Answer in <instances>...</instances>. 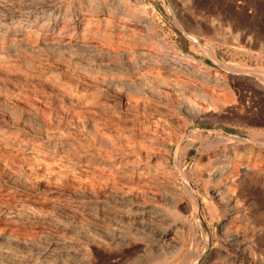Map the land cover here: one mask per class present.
I'll return each mask as SVG.
<instances>
[{
  "label": "rangeland",
  "instance_id": "obj_1",
  "mask_svg": "<svg viewBox=\"0 0 264 264\" xmlns=\"http://www.w3.org/2000/svg\"><path fill=\"white\" fill-rule=\"evenodd\" d=\"M26 1L28 2L25 3ZM41 1L44 2L45 0H12L8 3V6L19 9L23 6H35ZM90 1L92 7L89 11L91 13L82 10L83 12L80 14H83L84 17L92 20L91 22L94 25L93 28L96 34H94L93 37L91 36L92 39L90 38V41L94 46L92 53H88L85 50H79L75 56L78 59H75L70 56L67 57L66 55H57L51 49L44 47L39 48L35 52H30V50L26 49V46H24L23 43L22 45H19L20 48L22 47V50L18 47L15 53L11 52V54L7 51L1 53L4 57L1 56L2 58L0 61H2L0 63V68H3L2 70L4 71H10L11 77L7 79V76H0V98H2V103L0 105V115L2 116H0V134L4 133V136L8 140L10 139L9 141L12 140L13 142L18 138L16 140L17 142H15L17 144H19L24 137H29V145L34 146L33 148L35 151L32 150L29 152L28 150L27 152V150L23 151L20 149L22 152H19L17 156L13 157L15 161L12 159L8 161L0 157V194L5 196L8 192L12 191L13 187L10 183L9 177L10 175L16 174L26 178L32 194L34 196L37 195L36 198H44V203L41 204L43 210L37 208L30 201L25 202V206H30L27 207L32 209V213L36 218L33 225L30 226L31 234L27 238L34 242V245L42 246L46 244V242L54 236V233L55 235L58 234L60 231L59 226L63 227L68 222L77 221L80 217H86V215L82 213L84 204L85 207L93 206L91 207L93 213H97L96 207L98 204L106 203L112 212H116L117 209L128 211V209H131L132 207L129 208V206L124 203L122 205L124 206L123 209L118 208V204L113 201V193L115 194V192H118L119 195H125L126 199L133 198V201L145 200L146 202L161 208V210L169 216L172 223H175L176 239L174 247L172 246L165 251L164 248H161L158 252L151 251L144 246L143 240L146 237L145 234H139L140 236L134 235V237H132L134 240L131 238L124 243V245L119 247H107L106 245H101L102 247H93L94 259L91 264H230L233 254L229 249V238L235 233H238V235L243 233L244 238H246L251 245L246 251L244 259L249 261V264H264V230H262L264 228V148L261 149V154H259L262 157L259 155L255 157L250 154L248 150H243L247 145L252 149H255L256 142L264 143V0H130L132 1L131 3L129 0H112L111 2L115 5L123 7L124 13L129 19V21L126 22L128 25H126L129 26L130 31L133 29L132 32L118 27L121 23L117 21V17L114 15L113 7H115V5H110L112 7L109 8L111 11H109L108 14L102 15L101 12L104 10L102 1L104 0ZM45 2H48L50 6L46 8L45 13L43 14L44 16L42 15L39 17V20L46 24L42 29L39 25L32 27L24 23L21 24V31H26L27 34L30 33L29 31L32 32L27 35L29 41L32 39V41L39 40L41 39V36L42 38L47 37L48 39L57 37L61 38L63 35L59 33V26L57 27L55 19L50 16L49 13L64 9L71 10L75 4L78 8L84 9L87 6L86 4H88L86 0H46ZM3 11V9H0V17L2 18H0V30H7ZM27 15L31 16V14ZM43 17H45L47 21H44L46 19ZM2 22L4 23L1 24ZM115 32L116 34H114ZM68 37L66 36L64 39L67 40ZM140 37L142 40L139 39ZM72 38L75 39L76 36L73 35ZM143 52L149 54L150 57L145 58L141 54ZM4 53H6V55H4ZM115 54H117V56ZM80 55L83 56L81 57ZM30 56L32 58H30ZM149 58L151 59V62L153 61L152 63L147 60ZM35 59H37L41 65L37 64L38 61ZM84 59L87 61L85 62ZM161 59L182 62L189 60L195 62L190 63V73L188 71L170 72L158 63ZM4 61L6 64L8 61H12L13 66L9 64L4 65ZM15 62L16 65L14 66ZM139 62L141 64H138ZM95 63L98 66H96ZM108 63L112 67L109 66ZM83 64L85 66H83ZM239 65L245 68L246 71H237ZM195 69H197V71ZM153 72H155V74ZM29 77H33L32 79L35 81L32 82L33 84L30 81H26V83L24 82L26 79H30ZM44 80L49 81L52 84L56 83L55 85L62 88L61 90L75 94L77 93L79 96L81 95L80 99L82 98L83 105H98L95 106V108L97 107L96 111H91L89 114H82L81 116L112 115V117L109 118L110 121L117 124L112 123L111 126H107L105 129L100 128L99 131L103 136L112 139H117L121 136L126 140L130 139L129 137L132 131L138 134L147 129L152 132L158 130L156 132L162 136L166 132V136L164 135L165 137L171 138L172 136V138H174V136H176L177 138L175 137L176 139H174L178 143L176 142V144H172L169 161L171 165H174L175 160L179 161L181 159L180 162L185 164H183L185 171L191 174L188 180L189 184L191 183L190 185L194 192L198 194L197 197L199 199L197 198V204L189 198L180 182V186L177 187L178 189L171 192V190H165L166 181L162 178L154 181V183L158 182V187H155L156 185L153 184L147 189L144 184H138L136 181L133 184L128 178L125 179L119 174L115 175L111 173L110 175L113 177L110 175L102 176L99 173L100 168L97 165L98 155L95 156L97 154L96 150H94L96 145L93 148L85 145L86 142L96 144V140L91 134L86 132L84 129V123H81L79 129L73 131L72 134H69L68 136L64 133H59V129L52 123L53 118L60 119L66 114H71L74 110V106H68V104H65L64 102L62 104L55 89L49 90L53 88L47 87L41 83ZM53 80H55V82ZM36 81H39L40 83L37 82L36 84ZM29 84L31 86H29ZM39 84L42 88L38 86ZM93 84L95 86H93ZM33 85H35V88L32 87ZM80 85L84 86L80 87ZM75 90L77 91L74 92ZM14 92L16 94H14ZM51 92L54 95H52ZM55 96L56 98H54ZM96 96L98 97L97 100L95 98ZM3 100H5L6 103ZM56 105L60 110H58ZM14 108L16 109V112ZM11 109L13 110L11 111ZM160 110L161 112H159ZM98 111L102 114H99ZM21 112L23 114H29L32 117H30L25 123H22L19 119V113ZM146 113H149V116ZM5 114L7 115L5 116ZM3 116L5 117L4 119ZM181 116L183 119H181ZM169 118H171V120ZM175 119H177V121ZM141 120L142 122H140ZM175 121L178 125L175 124ZM180 121H183L182 124H180ZM184 122L188 124H185ZM8 123L10 125H15L14 127L16 128H14V132L8 130ZM162 123L163 125L165 124V126L160 127V125L162 126ZM18 124L21 127L18 126ZM2 125L4 126L2 127ZM142 127L144 128L143 130ZM179 128H182L181 130L185 133L183 134ZM45 129L50 135L45 132ZM177 129L180 130L178 131V134ZM106 130H108L107 133ZM172 130H174V132ZM159 131H161V133ZM186 131L192 136L189 134L188 136ZM33 132L36 135L32 134ZM76 132L79 135L76 134ZM54 133L57 134L53 136L52 134ZM58 139L64 141H73L75 139L78 141L80 140V142L83 140L78 146L82 154V163H68L67 159L69 157L66 156V154L46 148V143H48V141L57 142L59 141ZM252 141H254V143ZM218 149H225L226 151L231 150L230 152H234L236 155L238 154V159L247 160L248 164L252 167L249 172L251 175L246 176V179H239L238 177L237 181L230 188L229 192L234 194L238 203L235 209V220L230 221L231 224H228V229L225 233L220 231L225 218L222 211L223 202L218 201L210 195V190L213 185H221L224 182L219 180L215 181L208 176L202 178L199 177V172L207 171L211 167L210 154ZM176 150L177 157H175ZM41 151L43 153H41ZM47 155L49 157L46 158ZM52 155L54 157H51ZM52 158L56 159L53 160ZM252 158H255L256 161ZM43 159L49 161L44 162ZM19 162L23 165H18ZM119 162L120 163H114L116 165L115 167L122 169L128 167L126 165V160L120 159ZM121 163L125 165L122 166ZM31 168H33V170L29 172ZM49 168L52 169L50 170ZM196 168L198 169L196 170ZM109 172L111 171H105L106 174H109ZM32 173L35 175L33 176ZM118 179H120V181ZM37 185L40 188H37ZM140 186L143 188H140ZM167 188L168 187H166V189ZM104 189L105 193L102 192ZM147 190L150 191V194L147 193ZM248 199L251 202H249ZM83 200H85V203L82 202ZM56 204L58 206H55ZM69 208L72 211H70ZM195 208L196 210L194 211ZM212 208L214 209L212 210ZM50 216L51 218H48ZM126 221L124 219L123 223L126 224ZM259 235L262 236L258 237ZM239 242L240 241L238 240V243ZM13 248V250L18 253V256L23 255V252L27 251V249L23 247ZM250 260H252V262ZM238 264H240L239 261Z\"/></svg>",
  "mask_w": 264,
  "mask_h": 264
},
{
  "label": "bare ground",
  "instance_id": "obj_2",
  "mask_svg": "<svg viewBox=\"0 0 264 264\" xmlns=\"http://www.w3.org/2000/svg\"><path fill=\"white\" fill-rule=\"evenodd\" d=\"M12 0H0V9H3L4 11V21L6 22L7 30H0V59L2 58L1 53L3 52H13L15 53L19 45L23 43L24 46H26V49L30 50V52H35L39 48L44 47L47 49H51L55 54L57 55H66L67 57L70 56L71 58H77L75 57L77 55V52L79 50H85L88 53H92L94 50V46L92 42L90 41V38L96 34L94 32V25L92 24V20L84 17V15L80 14L83 11H89L91 9V1L86 0L88 4L84 9L78 8L76 4L72 7L71 10H58V11H53L49 13L50 16H52L55 21L57 27L59 26V33L63 35L61 38H52V39H47L42 38L41 39H35L36 41H29V35L32 33L27 34L26 31H21L20 27L21 24H26L30 26H36L39 25L41 29L44 27L45 22H41L39 20V17L42 16L45 13V10L49 5L48 2H40L39 4L35 6H23L19 9H15L14 7L11 8L8 6V3H10ZM14 1V0H13ZM22 1V0H21ZM60 1V0H59ZM70 1V0H69ZM85 1V0H84ZM110 1V3H109ZM112 0H104L102 1V6H103V11L101 14H108L109 11H111L109 8L113 5L114 3L111 2ZM130 1V0H129ZM145 1V0H144ZM26 1L25 3H27ZM53 2V1H52ZM56 2V1H55ZM54 2V3H55ZM58 2V1H57ZM76 2V1H75ZM74 2V3H75ZM83 2V1H82ZM132 1H130L131 3ZM95 3V2H94ZM99 4V3H98ZM101 4V3H100ZM125 4V3H124ZM142 4V3H141ZM79 5V4H78ZM111 5V6H110ZM17 6V5H16ZM54 6V5H53ZM80 7V6H79ZM128 7V6H127ZM17 8V7H16ZM101 8V7H100ZM112 8V7H111ZM114 15L117 17V21L120 24L118 26L121 29H126L130 31V28L128 25L129 19L127 18V15L124 13V9L122 6L115 5L113 7ZM56 9V8H55ZM53 10V9H52ZM83 10V11H82ZM95 10V9H94ZM93 10V11H94ZM145 10V9H144ZM98 11V10H97ZM90 12V11H89ZM88 12V13H89ZM91 13V12H90ZM98 13V12H95ZM31 14V16L26 15ZM88 15V14H87ZM44 16V15H43ZM107 16V15H105ZM110 16V14H109ZM108 16V17H109ZM47 18V16L45 15ZM43 17L44 19H46ZM115 17V18H116ZM1 18V17H0ZM90 18V17H89ZM95 18V17H94ZM91 18V19H94ZM2 19V18H1ZM53 19V20H54ZM99 19V18H98ZM104 19V18H103ZM97 20V19H96ZM132 20V19H131ZM140 20V19H138ZM44 21H47L44 20ZM95 21V20H94ZM113 21V20H112ZM174 21V20H173ZM101 22V21H100ZM111 22V20H110ZM175 22V21H174ZM2 22L1 24H3ZM96 23V22H95ZM98 23V22H97ZM101 24V23H100ZM127 24V25H126ZM143 24V23H142ZM49 25V23H48ZM112 25V24H111ZM132 25V24H130ZM144 25V24H143ZM5 26V25H3ZM99 26V25H98ZM2 27V26H1ZM46 27V26H45ZM104 27V25H103ZM102 27V28H103ZM117 27V28H118ZM135 27V26H134ZM19 28V29H18ZM22 28V27H21ZM35 28V27H34ZM49 28V27H48ZM98 28V27H97ZM112 28V27H111ZM139 28V27H138ZM110 29V28H109ZM141 29V28H140ZM102 30V29H101ZM133 30V29H132ZM132 30L130 32H132ZM150 30V29H149ZM33 31V30H32ZM99 31V29H98ZM119 31V30H117ZM104 32V31H103ZM123 32V31H122ZM147 32V31H146ZM145 32V33H146ZM55 33V32H54ZM107 33V32H105ZM124 33V32H123ZM141 33V32H140ZM144 33V34H145ZM151 33V32H150ZM34 34V33H33ZM32 34V35H33ZM46 34V33H45ZM110 34V33H109ZM116 34V32L114 33ZM122 34V33H121ZM35 35V34H34ZM41 35V34H40ZM75 35L76 38L73 39L72 36ZM137 35V34H136ZM36 36V35H35ZM45 36V35H44ZM55 36V35H54ZM68 37L67 40H65V37ZM92 36V37H91ZM116 36V35H115ZM130 36V35H129ZM137 37V36H136ZM145 37V36H144ZM159 37V36H158ZM157 37V39H158ZM33 38V37H32ZM36 38V37H35ZM123 38V37H122ZM96 39V38H95ZM128 39V38H127ZM141 39V37L139 38ZM152 39V38H151ZM101 40V39H99ZM103 40V39H102ZM118 40V39H117ZM137 40V39H136ZM142 40V39H141ZM95 41V40H94ZM114 41V40H113ZM138 41V40H137ZM152 41V40H151ZM108 42V40H107ZM120 42V41H119ZM118 42V43H119ZM25 43V44H24ZM99 43V42H97ZM103 43V42H102ZM106 43V42H105ZM117 43V44H118ZM125 43V41H124ZM127 43V42H126ZM142 43V42H141ZM116 44V43H115ZM114 44V45H115ZM120 44V43H119ZM118 44V45H119ZM103 45V44H102ZM110 45V44H109ZM121 45V44H120ZM130 45V44H129ZM160 45V44H159ZM167 45V44H166ZM105 46V45H104ZM103 46V48H104ZM124 46V45H123ZM101 47V46H100ZM99 47V48H100ZM108 47V46H107ZM105 47V48H107ZM115 47V46H114ZM20 48V47H19ZM125 48V47H124ZM130 48V47H129ZM22 50V47L20 48ZM24 49V48H23ZM19 50V49H18ZM50 50V51H51ZM110 50V49H109ZM127 50V49H126ZM134 50V49H133ZM112 51V50H111ZM167 51V50H166ZM171 51V50H170ZM19 52V51H17ZM137 52V51H136ZM165 52V51H164ZM20 53V52H19ZM96 53V52H95ZM98 53V52H97ZM110 53V52H109ZM151 53V52H149ZM12 54V53H11ZM102 54V53H101ZM111 54V53H110ZM109 54V55H110ZM137 54V53H136ZM145 58L150 57L149 54L143 52L141 53ZM157 54V53H156ZM163 54V52H162ZM6 55V53H4ZM26 55V53H25ZM50 55V54H49ZM96 55V54H95ZM106 55V54H105ZM117 56V54H115ZM138 55V54H137ZM151 55V54H150ZM212 55V54H210ZM65 56V57H66ZM81 56V55H80ZM83 56V55H82ZM81 56V57H82ZM108 56V55H107ZM112 56V54H111ZM114 56V55H113ZM127 56V55H126ZM4 57V56H3ZM36 57V56H35ZM61 57V56H60ZM85 57V56H84ZM83 57V58H84ZM94 57V56H93ZM101 57V56H100ZM122 57V56H121ZM131 57V56H130ZM181 57V56H180ZM190 57V56H189ZM213 57V56H212ZM30 58H32L30 56ZM95 58V57H94ZM103 58V56H102ZM111 58V57H110ZM124 58V57H123ZM160 58V57H159ZM162 58V57H161ZM164 58V57H163ZM5 59V58H4ZM78 59V58H77ZM87 59V58H86ZM86 59L85 62L87 61ZM93 59V58H92ZM107 59V58H106ZM184 59V58H183ZM186 59V58H185ZM214 59V58H213ZM12 60V59H11ZM38 61L37 59H35ZM72 60V59H71ZM104 60V59H103ZM149 62H151V59H147ZM2 61V60H1ZM0 61V63H1ZM74 61V60H73ZM139 61V60H138ZM158 62L163 68L166 70H169L170 72H183V71H188L191 69L190 63H194L195 61H189L186 60V62L182 61H172L169 59H161ZM7 62V61H6ZM14 62V61H13ZM22 62V61H21ZM78 62V61H77ZM80 62V61H79ZM91 62V61H90ZM99 62V61H98ZM110 62V61H109ZM141 62V61H140ZM138 64H141V63ZM153 62V61H152ZM151 62V63H152ZM157 63L156 61H154ZM5 63V61H4ZM35 63V62H34ZM93 63V60H92ZM201 63V62H200ZM9 65L13 66L12 61H8ZM6 63L4 65H7ZM22 64V63H21ZM39 64V61L38 63ZM85 64V63H84ZM83 64V66H85ZM89 64V63H88ZM101 64V62H100ZM125 64V63H124ZM1 65V64H0ZM16 65V62L14 66ZM41 65V64H39ZM96 65V63H95ZM107 65V64H106ZM109 65V63H108ZM133 65V64H132ZM199 65V64H198ZM201 65V64H200ZM3 66V65H2ZM1 66V67H2ZM98 66V65H96ZM111 66V65H109ZM142 66V65H141ZM203 66V65H202ZM10 67V66H9ZM17 67V66H16ZM34 67V66H33ZM101 67V66H100ZM112 67V66H111ZM145 67V66H144ZM148 67V66H146ZM43 68V67H42ZM106 68V67H105ZM109 68V67H107ZM153 68V67H152ZM3 69V68H2ZM0 68V76H7V79L11 77L10 71H4ZM27 69V68H26ZM57 69V68H55ZM95 69V67H94ZM110 69V68H109ZM13 70V69H12ZM29 70V69H28ZM99 70V69H98ZM151 70V69H150ZM149 70V72H150ZM194 70V69H193ZM197 71V69H195ZM205 70V69H204ZM245 68L241 67L240 65L238 66L237 71L243 72ZM27 71V70H26ZM48 71V70H47ZM46 71V72H47ZM63 71V70H62ZM153 71V69H152ZM195 71V72H196ZM246 71V70H245ZM248 71V70H247ZM51 72V71H49ZM64 72V71H63ZM108 72V71H107ZM192 72V71H191ZM17 73V72H16ZM20 73V72H19ZM29 73V72H28ZM96 73V72H95ZM155 74V72H153ZM186 73V72H185ZM190 73V72H189ZM51 74V73H47ZM97 74V73H96ZM158 74V73H157ZM170 74V73H167ZM178 74V73H177ZM184 74V73H183ZM207 74V73H206ZM205 74V75H206ZM15 75V74H14ZM23 75V74H22ZM59 75V74H58ZM165 75V74H164ZM193 75V74H191ZM198 75V74H197ZM213 75V74H212ZM13 76V75H12ZM20 76V74H19ZM27 76V75H26ZM171 76V75H170ZM174 76V75H173ZM16 77V76H14ZM21 77V76H20ZM19 77V78H20ZM25 77V76H23ZM46 77V76H44ZM74 77V76H73ZM215 77V76H213ZM219 77V76H218ZM13 78V77H12ZM22 78V77H21ZM28 78V77H25ZM30 78V77H29ZM33 78V77H32ZM30 79H24L25 83L27 82H33L34 80ZM41 78V77H38ZM36 78V79H38ZM107 78V77H106ZM197 78V76H196ZM199 78V77H198ZM44 79V78H43ZM48 79V78H47ZM60 79V78H59ZM75 79V78H73ZM118 79V78H117ZM177 79V78H176ZM185 79V78H184ZM194 79V78H193ZM210 79V78H209ZM215 79V78H213ZM22 80V79H21ZM42 80V79H41ZM66 80V79H65ZM109 80V79H108ZM120 80V79H119ZM207 80V79H205ZM1 81V80H0ZM6 81V80H5ZM55 82V80H53ZM52 81V82H53ZM78 81V80H77ZM85 81V80H84ZM87 81V80H86ZM128 81V80H127ZM142 81V80H141ZM219 81V80H218ZM217 81V82H218ZM11 82V81H9ZM18 82V80H17ZM23 82V84H24ZM35 82V81H34ZM39 81H36V84ZM57 82V81H56ZM67 82V81H66ZM81 82V81H80ZM193 82V81H192ZM210 82V81H209ZM7 83V82H6ZM22 83V82H21ZM40 83V82H39ZM42 84L46 85L47 87H51L53 89L49 90H54L56 91V94L59 95V99L65 104L72 105L74 106V110L71 114H66L64 117L58 119V118H53L52 123L59 129V133H64L65 135L72 134L73 131H76L79 129V126L81 123H84V129L86 130L87 133L91 134L95 140V143H88L86 142L85 145L88 147H96L94 150H96L98 155V160H97V165L99 166L100 170L99 173L103 176L105 175H110L111 173L113 174H119L122 175L125 179L128 178L129 181H131L133 184L136 181L138 184H144V186L148 189L150 188L153 184L156 185L155 187H158V182L154 183L155 180H158L162 178L165 180V186L168 187L165 190H171L176 191L179 185V182L181 185H183V188L185 189V192L188 194L189 198L197 204V200L199 199L191 187V183L189 184V178L190 175L188 172L185 171L184 165L179 161L175 160L174 165L170 164L169 158H170V152L172 151V144H176V136L174 138L170 137H163L162 135H159L156 131L152 132L151 130H144L141 133L136 134L134 131H132L130 135V139H126L124 137H118L117 139H112L106 136H103L99 129H105L107 126H111L112 123L110 121V116H89L85 117L84 115L81 116L82 114H89L91 111H96L97 107L95 108V104H82V98L80 99V96L76 93H71V92H66L64 90H61L59 86H56L55 84L50 83L49 81L44 80L41 82ZM73 83V82H71ZM89 83V82H88ZM208 83V82H207ZM3 84V83H2ZM10 84V83H9ZM33 84V83H32ZM63 84V83H62ZM78 84V83H77ZM86 84V83H85ZM92 84V83H91ZM95 84V83H94ZM93 84V86H95ZM198 84V83H197ZM221 84V83H219ZM218 84V85H219ZM12 85V84H11ZM87 85V84H86ZM156 85V84H155ZM194 85V84H193ZM214 85V84H213ZM217 85V83H216ZM28 86V85H27ZM29 86H31L29 84ZM40 86V84L38 85ZM82 85H80L81 87ZM84 86V85H83ZM82 86V87H83ZM220 86V85H219ZM15 87V86H13ZM32 87L35 88V85ZM41 87V86H40ZM45 87V86H44ZM65 87V86H64ZM203 87V85H202ZM217 87V86H216ZM23 88V87H22ZM27 88V87H26ZM42 88V87H41ZM98 88V87H97ZM101 88V87H100ZM13 89V88H12ZM33 89V88H32ZM45 89V88H44ZM69 89V88H68ZM77 89V88H76ZM83 89V88H82ZM92 89V88H91ZM96 89V88H95ZM18 90V89H17ZM46 90V89H45ZM43 90V91H45ZM89 90V88H88ZM100 90V89H99ZM98 90V91H99ZM15 91V90H13ZM21 91V90H20ZM75 90L74 92H76ZM101 91V90H100ZM1 92V90H0ZM47 92V90H46ZM73 92V91H72ZM83 92V91H82ZM85 92V90H84ZM88 92V91H87ZM146 92V91H145ZM31 93V92H30ZM52 93V92H51ZM79 93V92H78ZM14 94H16L14 92ZM45 94V93H44ZM49 94V92H48ZM80 94V93H79ZM96 94V93H95ZM100 94V93H99ZM42 95V94H41ZM50 95V94H49ZM52 95H54L52 93ZM56 95V96H57ZM94 95V94H93ZM3 96V95H2ZM16 96V95H15ZM56 96L54 98H56ZM83 97V96H82ZM107 97V96H106ZM181 97V96H179ZM11 98V97H10ZM15 98V97H14ZM18 98V97H17ZM49 98V97H48ZM97 100V96L95 97ZM94 98V99H95ZM208 98V97H207ZM2 98H0V105L2 103L1 101ZM51 99V98H50ZM58 99V100H59ZM205 99V98H204ZM55 100V99H54ZM53 100V101H54ZM57 100V99H56ZM81 100V101H80ZM89 100V99H88ZM92 100V99H90ZM5 102V100H3ZM52 101V100H51ZM124 101V100H123ZM57 102V101H56ZM87 102V101H86ZM99 102V101H98ZM103 102V101H101ZM162 102V101H161ZM6 103V102H5ZM60 103V102H59ZM88 103V102H87ZM97 103V102H95ZM100 104V102H99ZM106 104V102H105ZM103 104V105H105ZM163 104V102H162ZM126 105V104H125ZM57 106V105H56ZM59 106V104H58ZM57 106V107H58ZM71 106V108H72ZM98 106V105H97ZM106 106V105H105ZM56 107V108H57ZM128 107V106H127ZM63 108V107H62ZM61 108V109H62ZM70 108V107H69ZM142 108V107H141ZM180 108V107H179ZM9 109V107H8ZM15 109V108H14ZM182 109V108H181ZM13 109H11L12 111ZM55 110V109H54ZM58 110L60 108L58 107ZM63 110V109H62ZM65 110V109H64ZM110 110V109H109ZM112 110V109H111ZM155 110V109H154ZM35 111V110H34ZM57 111V110H56ZM72 111V109H71ZM100 111V109H99ZM98 111V113H99ZM157 111V110H156ZM155 111V112H156ZM16 112V109H15ZM31 112V111H30ZM33 112V111H32ZM55 112V111H54ZM111 112V111H110ZM161 112V110L159 111ZM37 113V112H36ZM56 113V112H55ZM59 113V111H58ZM62 113V112H61ZM112 113V112H111ZM150 113V112H149ZM149 113H146L147 115ZM166 113V112H165ZM183 113V112H181ZM48 114V113H47ZM53 114V113H52ZM102 114V113H99ZM106 114V113H103ZM108 114V113H107ZM155 114V113H154ZM172 114V113H171ZM7 114H5L6 116ZM51 115V114H50ZM56 115V114H55ZM60 115V113H59ZM63 115V114H62ZM91 115V114H90ZM98 115V114H97ZM146 115V116H147ZM183 115V114H182ZM1 116V115H0ZM45 116V113H44ZM145 116V118H146ZM149 116V115H148ZM153 116V115H152ZM158 116V115H157ZM156 116V118H157ZM166 116V115H165ZM164 116V117H165ZM169 116V115H168ZM172 116V115H170ZM2 117V116H1ZM29 114H23L22 112L19 113V119L22 121V123H25L30 119ZM39 117V116H38ZM55 117V116H53ZM61 117V115H60ZM85 117V118H83ZM160 117V116H159ZM167 117V116H166ZM174 117V116H173ZM178 117V116H177ZM182 117V116H181ZM185 117V116H184ZM5 117L3 116V119ZM51 118V117H50ZM114 118V117H113ZM168 118V117H167ZM7 119V118H6ZM9 119V118H8ZM16 119V118H15ZM44 119V118H43ZM46 119V118H45ZM123 119V118H122ZM171 120V118H169ZM180 119V118H179ZM183 119V117L181 118ZM192 119V118H191ZM10 120V119H9ZM7 120V121H9ZM121 120V119H120ZM143 120V119H142ZM142 120L140 122H142ZM157 121L156 119H154ZM168 120V119H167ZM177 121V119H175ZM2 121V119H1ZM11 121V120H10ZM41 121V120H39ZM51 121V119H50ZM122 121V120H121ZM152 121V120H150ZM163 121V120H162ZM174 121V120H173ZM175 121V124H176ZM184 121V120H183ZM183 121H180L178 123L182 124ZM35 122V121H34ZM159 122V121H158ZM157 122V123H158ZM166 122V121H164ZM168 122V121H167ZM186 122V119H185ZM184 122V123H185ZM10 123V122H9ZM8 123V124H9ZM124 123V122H123ZM146 123V122H145ZM153 123V122H151ZM183 123V124H184ZM7 124V125H8ZM41 124V123H40ZM117 124V123H115ZM125 124V123H124ZM141 124V123H140ZM144 124V123H143ZM142 124V125H143ZM168 124V123H166ZM170 124V123H169ZM174 124V125H175ZM188 124V123H185ZM34 125V124H33ZM38 125V124H37ZM52 125V124H51ZM114 125V124H113ZM123 125V124H122ZM138 125V124H136ZM141 125V126H142ZM154 125V124H152ZM172 125V124H171ZM178 125V124H176ZM4 125H2L3 127ZM15 125H10L8 126V130L10 132H14L15 130L14 127ZM17 126V125H16ZM18 126H20L18 124ZM49 126V125H48ZM47 126V127H48ZM119 126V125H118ZM128 126V125H127ZM130 126V124H129ZM148 126V125H146ZM165 126V124L160 127ZM173 126V125H172ZM182 126V125H181ZM1 127V128H2ZM21 127V126H20ZM24 127V126H23ZM45 127V128H47ZM52 127V126H51ZM155 127V126H152ZM178 127V126H177ZM44 128V127H43ZM121 128V127H119ZM134 128V126H133ZM141 128V127H140ZM169 128V127H168ZM176 128V127H175ZM184 128V126H183ZM6 129V128H4ZM3 129V130H4ZM144 128L142 127V130ZM153 129V128H152ZM159 129V128H158ZM173 129V128H172ZM180 129V128H179ZM182 129V128H181ZM180 129V130H181ZM2 130V129H1ZM29 130V129H28ZM81 130V129H80ZM123 130V129H122ZM125 130V129H124ZM167 130V129H166ZM169 130V129H168ZM177 129V134L178 131ZM194 130V129H193ZM5 131V130H4ZM22 131V130H20ZM104 131V130H103ZM108 130H106L107 133ZM170 131V130H169ZM168 131V132H169ZM174 132V130H172ZM171 131V132H172ZM182 131V130H181ZM25 132V131H24ZM30 132V131H29ZM45 132L47 133L46 129ZM43 132V133H45ZM57 132V131H56ZM115 132V131H113ZM127 132V133H129ZM139 132V131H138ZM161 133V131H159ZM167 132V135H168ZM176 132V131H175ZM183 132V131H182ZM187 132V131H186ZM190 132V131H189ZM200 132V131H199ZM51 133V132H50ZM75 133V132H74ZM80 133V132H79ZM112 133V132H111ZM185 132H183L184 134ZM6 134V133H5ZM8 134V132H7ZM13 134V133H12ZM18 134V132H17ZM34 134V132L32 133ZM30 134V135H32ZM49 134V133H47ZM57 133L52 134L55 136ZM76 134H78L76 132ZM75 134V135H76ZM83 134V133H82ZM110 134V133H109ZM163 134V133H162ZM176 134V135H177ZM190 135V133L187 132V135ZM195 134V133H194ZM28 135V134H27ZM36 135V134H34ZM42 135V134H41ZM50 135V134H49ZM79 135V134H78ZM186 135V136H187ZM188 135V136H189ZM198 135V134H197ZM18 136V135H17ZM15 136V137H17ZM40 136V135H39ZM60 136V135H59ZM77 136V135H76ZM74 136V137H76ZM179 136V135H178ZM192 136V135H190ZM196 136V135H195ZM194 136V137H195ZM44 137V136H43ZM42 137V138H43ZM72 137V136H71ZM84 137V136H82ZM87 137V136H85ZM181 137V136H180ZM14 138V137H13ZM57 138V137H56ZM77 138V137H76ZM80 138V137H79ZM222 138V137H221ZM233 138V137H232ZM18 139V138H17ZM16 139V140H17ZM33 139V138H32ZM66 139V138H65ZM78 139V138H77ZM186 139V138H185ZM197 139V138H196ZM227 139V138H226ZM236 139V138H235ZM240 139V138H239ZM10 140V139H9ZM5 136L4 133L0 134V157L4 158L6 160H14L13 157L17 156L19 152H22L20 149L24 150H29L31 152L34 150V146H30V140L29 137H24L21 139V142L19 144L15 142L9 141ZM49 140V139H48ZM57 142H50L46 143V148H49L51 150H55V152L63 153L66 154L69 158L67 159L68 163H82V154L79 150V145L80 140H73V141H64L60 140ZM89 140V139H88ZM130 140V141H128ZM187 140V139H186ZM229 140V139H228ZM242 140V139H240ZM246 140V139H245ZM253 140V139H252ZM40 141V140H39ZM43 141V140H42ZM191 141V140H190ZM197 141V140H196ZM233 141V140H232ZM249 141V140H248ZM36 142V141H34ZM33 142V143H34ZM199 142V141H198ZM226 142V141H225ZM245 143L244 141H242ZM254 143V141H252ZM15 143V144H14ZM178 143V142H177ZM189 143V142H188ZM233 143V142H232ZM242 143V144H243ZM251 143V140H250ZM32 144V142H31ZM42 144V143H41ZM84 144V143H83ZM174 144V145H175ZM183 144V143H182ZM226 144V143H225ZM245 145V144H244ZM252 145V144H249ZM256 148L252 149L250 146H245L243 150H248L250 154L254 155L257 157L261 151V149L264 148V143L263 142H256L255 144ZM16 146V147H15ZM41 147V146H40ZM24 148V149H23ZM91 148V149H92ZM174 148V147H173ZM178 148V146H177ZM182 148V147H181ZM242 148V147H241ZM86 149V148H85ZM41 150V149H40ZM191 150V148H190ZM189 150V151H190ZM35 151V150H34ZM37 151V149H36ZM89 151V150H88ZM182 151V150H181ZM231 151V150H230ZM226 151L225 149H218L210 154V162H211V167L207 171L199 172V177H211L215 181H223V184L219 185H213L211 187V197L216 198L218 201L223 202V216L224 218V223L222 224L220 231L222 233H225L227 231L228 224L235 220V209L237 206V199L234 196V194L230 193V188L232 185L237 181V178L243 179L246 176L251 175L249 172L251 170V165L248 164V161L244 159H238V154L236 155L234 152ZM236 151V150H235ZM241 151V150H240ZM91 152V151H90ZM93 152V151H92ZM95 152V153H96ZM183 152V151H182ZM247 152V153H248ZM41 153H43L41 151ZM85 153V152H84ZM237 153V152H236ZM21 154V153H20ZM27 154V153H26ZM177 154V150L175 151V157ZM246 154V153H245ZM29 155V154H28ZM36 155V154H35ZM173 155V154H172ZM184 155V154H183ZM206 155V154H205ZM208 155V154H207ZM263 155V154H262ZM21 156V155H20ZM24 156V155H23ZM31 156V154H30ZM37 156V155H36ZM35 156V157H36ZM41 156V155H40ZM39 156V157H40ZM44 156V155H43ZM186 156V155H185ZM238 156V157H237ZM261 156V155H259ZM22 157V156H21ZM34 157V156H33ZM49 157L48 155L46 158ZM51 157H54L53 155ZM84 157V156H83ZM262 157V156H261ZM20 158V157H19ZM44 158V157H42ZM60 158V157H57ZM53 159V158H52ZM51 159V160H52ZM56 159V158H55ZM53 159V160H55ZM120 159L126 160V165L128 166L126 169L122 168H117L115 167L116 165L114 164L115 162H119ZM178 159V158H177ZM253 159V158H252ZM44 160V159H43ZM84 160V159H83ZM206 160V159H205ZM209 160V158H208ZM253 160L256 161L254 158ZM18 161V160H17ZM16 161V162H17ZM49 160L46 159L44 162H47ZM86 161V160H85ZM122 161V160H121ZM173 161V160H172ZM51 162V161H50ZM65 162V161H64ZM258 162V161H257ZM40 163V162H38ZM122 164V163H121ZM20 166H22L19 162ZM43 165V164H42ZM78 165V164H76ZM84 165V164H83ZM125 165V164H124ZM122 164V166H124ZM10 166V165H9ZM30 166V165H29ZM39 166V165H38ZM60 166V165H59ZM74 166V165H73ZM80 166V165H79ZM85 166V165H84ZM92 166V165H91ZM28 167V166H27ZM46 167V166H45ZM44 167V168H45ZM56 167V166H55ZM54 167V168H55ZM58 167V165H57ZM56 167V168H57ZM61 167V166H60ZM68 167V166H67ZM72 167V166H70ZM90 167V166H89ZM96 167V165H95ZM15 168V167H14ZM24 168V167H23ZM22 168V169H23ZM35 168V167H34ZM42 168V167H41ZM55 168V169H56ZM78 168V167H77ZM129 168V169H128ZM135 168V169H134ZM204 168V167H202ZM206 168V167H205ZM13 169V167H12ZM25 169V168H24ZM50 169V168H49ZM48 169V171H49ZM52 169V168H51ZM50 169V170H51ZM67 169V168H66ZM90 169V168H89ZM198 168H196L197 170ZM27 170V168H26ZM33 168L29 170L31 172ZM74 170V169H73ZM80 170V168H79ZM94 170V169H93ZM204 170V169H203ZM36 171V170H35ZM60 171V170H59ZM71 171V170H70ZM97 171V169H96ZM105 171H111L109 174H106ZM28 172V173H29ZM74 172V171H73ZM39 173V172H37ZM68 173V171H67ZM108 173V172H107ZM253 174V173H252ZM33 175V173H32ZM35 175V174H34ZM33 175V176H34ZM57 175V174H56ZM66 175V174H65ZM71 175V174H70ZM112 176V175H110ZM262 176V175H261ZM38 177V176H37ZM69 177V175H68ZM113 177V176H112ZM195 177V176H194ZM29 178V177H28ZM70 178V177H69ZM115 178V176H114ZM113 178V179H114ZM120 178V177H119ZM10 183L12 184V191L8 192L7 195H1L0 194V264H91L93 258V247L95 246H101V245H106L107 247H119L121 245H124L127 241H129L134 235H139V234H145L146 237L143 240L144 246H146L147 249L151 251H157L160 250L161 248H164L165 250H168L170 247H174L175 244V239H176V226L175 223H172L170 220L169 216L161 210L158 206L154 204H150L149 202H146L145 200H132L131 198L126 199L125 195H119L118 192L113 193V201H115L116 204H118V208H122L124 203H126L129 208L132 207L131 209H128V211H123L117 209L116 212H112L110 208L106 204H98L96 207L97 213H93V209L89 207H85L84 204V209H83V214L86 215L84 218L80 217L77 221H71L66 223L63 227L59 226V232L58 234L52 236L46 244L42 246L34 245V242L29 240L27 237L30 236L31 231H30V226L33 225L34 221L36 220L34 214L32 213V209L28 208L25 206L26 201L32 202L37 208H40V210H43L41 207V204H43V199L41 197L34 196L28 186V182L26 178H23L22 176L19 175H10L9 177ZM49 179V178H48ZM100 179V178H99ZM121 179V178H120ZM120 179H118L120 181ZM246 179V178H245ZM46 180V179H45ZM117 180V182H118ZM123 180V179H122ZM211 180V179H210ZM108 181V180H107ZM100 182V181H99ZM103 182V181H102ZM105 182V181H104ZM123 182V181H122ZM206 182V181H205ZM248 182V181H247ZM246 182V183H247ZM253 182V181H252ZM251 182V183H252ZM126 183V182H125ZM130 183V182H129ZM250 184V183H249ZM35 185V183H34ZM41 185V184H39ZM71 185V184H70ZM262 185V184H261ZM84 186V185H83ZM39 186L37 185V188ZM44 187V184H43ZM239 187V186H238ZM262 187V186H261ZM40 188V187H39ZM46 188V187H45ZM139 188V187H138ZM140 188H143L140 186ZM123 189V188H122ZM159 189V188H158ZM163 189V188H162ZM161 189V190H162ZM237 189V188H236ZM247 189V188H246ZM40 190V189H38ZM47 190V189H46ZM64 190V189H63ZM125 190V189H124ZM155 190V189H154ZM160 190V191H161ZM183 190V189H182ZM243 190V189H242ZM54 191V190H53ZM102 190V192H104ZM209 191V192H210ZM42 192V191H41ZM109 192V191H108ZM159 192V191H158ZM163 192V190H162ZM161 192V193H162ZM180 192V191H179ZM184 192V191H183ZM184 192V193H185ZM232 192V191H231ZM100 193V192H99ZM105 193V192H104ZM147 193L150 194V191L147 190ZM66 194V193H65ZM84 194V193H83ZM175 194V193H174ZM181 194V193H180ZM208 194V193H207ZM54 195V194H53ZM57 195V194H56ZM96 195V193H95ZM242 195V194H241ZM244 195V194H243ZM251 195V194H250ZM69 196V195H68ZM174 196V195H173ZM177 196V195H176ZM185 196V195H184ZM45 197V196H44ZM49 197V196H48ZM51 197V196H50ZM112 197V196H111ZM110 197V198H111ZM130 197V196H129ZM152 197V196H151ZM187 197V196H186ZM247 197V196H246ZM245 197V198H246ZM56 198V197H55ZM61 198V197H60ZM71 198V197H70ZM99 198V197H97ZM189 198H188V203H189ZM198 198V199H197ZM244 198V197H243ZM53 199V197H52ZM72 199V198H71ZM108 199V198H107ZM112 199V198H111ZM42 200V201H41ZM78 200V199H77ZM157 200V199H156ZM53 201V200H52ZM81 201V200H80ZM79 201V202H80ZM83 200L82 202H84ZM90 201V200H88ZM92 201V200H91ZM94 201V200H93ZM100 201V200H99ZM98 201V202H99ZM169 201V200H168ZM249 201V199H248ZM263 201V200H262ZM77 202V201H76ZM120 202V203H119ZM158 202V201H157ZM171 202V201H170ZM251 202V201H249ZM248 202V203H249ZM55 203V202H53ZM59 203V202H58ZM63 203V202H62ZM85 203V202H84ZM104 203V202H103ZM68 204V203H67ZM70 204V203H69ZM77 204V203H76ZM82 204V203H80ZM113 204V203H112ZM195 204V206H196ZM252 204V203H250ZM264 204V203H263ZM31 205V204H30ZM62 205V204H61ZM87 205V204H86ZM91 205V204H90ZM95 205V204H94ZM101 205V206H100ZM166 205V204H164ZM192 205V204H191ZM55 206H58L57 204ZM180 206V205H179ZM252 206V205H250ZM30 207V206H29ZM33 207V206H31ZM82 207V206H81ZM112 207V206H111ZM194 207V206H193ZM212 207V206H211ZM222 207V206H221ZM243 207V206H242ZM255 207V206H254ZM50 208V207H49ZM48 208V209H49ZM64 208V207H63ZM70 209V208H69ZM214 208H212L213 210ZM57 210V209H56ZM60 210V209H59ZM64 210V209H63ZM82 210V209H81ZM125 210V209H124ZM127 210V209H126ZM192 210V209H191ZM196 208L194 209V211ZM243 210V209H242ZM253 210V209H252ZM38 211V210H37ZM36 211V212H37ZM70 211H72L70 209ZM76 211V210H75ZM74 211V212H75ZM192 211V212H194ZM215 211V210H214ZM244 211V210H243ZM263 211V210H262ZM51 212V211H49ZM73 212V213H74ZM78 212V211H77ZM239 212V211H238ZM253 212V211H252ZM61 213V212H59ZM76 213V212H75ZM80 213V212H79ZM240 213V212H239ZM37 214V213H36ZM62 214V213H61ZM69 214V213H68ZM194 214V213H193ZM238 214V213H237ZM246 214V213H245ZM255 214V213H254ZM67 215V214H66ZM72 215V214H70ZM263 215V214H262ZM76 216V215H75ZM78 217V216H77ZM217 217V216H216ZM240 217V216H239ZM48 218H51L48 217ZM55 218V217H54ZM79 218V217H78ZM72 219V218H70ZM125 219L126 224L123 223V220ZM58 221V220H57ZM215 221V220H214ZM45 222V221H44ZM236 222V221H235ZM46 223V222H45ZM234 223V222H233ZM241 223V222H240ZM40 224V223H38ZM237 224V222H236ZM50 225V224H49ZM235 226V225H234ZM233 227V226H232ZM48 228V227H47ZM52 228V227H51ZM50 228V229H51ZM231 228V227H230ZM34 230V228H33ZM261 230V229H260ZM264 230V228L262 229ZM58 231V230H57ZM233 231V230H232ZM49 232V231H48ZM47 232V233H48ZM54 232V231H53ZM219 232V231H218ZM247 232V231H246ZM251 232V231H250ZM255 232V231H254ZM258 232V231H257ZM51 233V232H50ZM37 235V234H36ZM51 235V234H50ZM151 235V236H150ZM140 236V235H139ZM142 236V235H141ZM252 236V235H251ZM262 235H259L260 237ZM219 237V236H218ZM247 237V236H246ZM257 237V238H258ZM49 238V237H48ZM47 239V238H46ZM45 239V240H46ZM133 239V238H132ZM222 239V238H221ZM262 239V238H261ZM43 240V239H42ZM134 240V239H133ZM238 240L240 241L238 243ZM259 240V239H258ZM254 241V240H253ZM138 242V239H137ZM206 242V241H205ZM133 243V242H132ZM135 243V242H134ZM196 243V242H195ZM222 243V242H221ZM43 244V243H42ZM131 244V243H130ZM229 246L232 255V260L230 264H238V261L240 264H249V261H246L244 259L245 253L248 250V248L251 247V245L248 243L246 238H244L243 233H235L230 236L229 238ZM263 246V245H262ZM13 247H23L26 248L27 251L23 252V255L18 256V253H16L15 250H13ZM102 247V246H101ZM225 247V246H223ZM227 247V246H226ZM105 248V247H104ZM106 249V248H105ZM111 249V248H108ZM228 249V247H227ZM172 250V249H171ZM257 250V249H256ZM22 253V252H21ZM20 254V253H19ZM96 254V253H95ZM154 254V253H153ZM220 254V253H219ZM17 255V256H16ZM226 256V255H225ZM223 257V256H222ZM248 260V259H247ZM252 262V260H250ZM230 262V261H229ZM222 263V262H221Z\"/></svg>",
  "mask_w": 264,
  "mask_h": 264
}]
</instances>
